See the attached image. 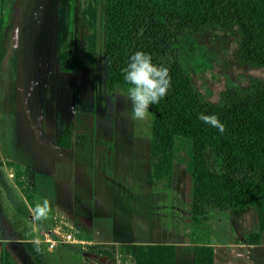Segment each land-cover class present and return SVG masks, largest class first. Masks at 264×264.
I'll return each instance as SVG.
<instances>
[{"label":"crops","instance_id":"1","mask_svg":"<svg viewBox=\"0 0 264 264\" xmlns=\"http://www.w3.org/2000/svg\"><path fill=\"white\" fill-rule=\"evenodd\" d=\"M83 45L82 40L73 50L55 51L51 59L56 67L61 52L78 60ZM88 69L64 72L73 78V89L54 95L65 123L52 139L28 118L23 147H1L7 181L0 185V264H60L64 256L72 264H133L139 243L172 244L174 264H192L193 245L211 246L213 264H264V230L257 244L247 242L257 229L255 209H225V188H192L191 179L186 188L173 166L169 189L133 186L141 170L147 184L150 175L139 163L142 136L134 120L119 118L115 93L128 94L106 92L103 78L102 88H95ZM63 130L69 131V147L57 145ZM79 134L87 135V142L78 141ZM45 199L51 211L36 220L33 209ZM160 228L162 239H152ZM44 236L56 242L54 248Z\"/></svg>","mask_w":264,"mask_h":264},{"label":"trees","instance_id":"2","mask_svg":"<svg viewBox=\"0 0 264 264\" xmlns=\"http://www.w3.org/2000/svg\"><path fill=\"white\" fill-rule=\"evenodd\" d=\"M103 25L106 92L127 93L121 69L136 51L150 54L153 64L169 71L167 95L148 109L151 186L170 188L174 138L191 140L194 125L206 126L198 116L207 110L219 118L225 131L207 124L208 140L197 149L201 172L191 175L192 188H225V209L253 207L257 229L247 235V242L257 244L264 230V80L243 88L228 87L220 92L218 103H208L199 99L180 57L185 62L197 57L202 63L207 60L205 45L197 43L196 36L210 25L225 29L234 25L240 39L239 60L264 68V0H105ZM57 67L66 72L91 69L94 64L61 52ZM69 138V131L63 130L57 145L69 147ZM77 139L87 142V135L79 134ZM96 142L108 146L106 141ZM205 217L206 213L198 220L203 222ZM133 264H174V246L136 244ZM192 264H213L211 246L193 245Z\"/></svg>","mask_w":264,"mask_h":264},{"label":"rangeland","instance_id":"3","mask_svg":"<svg viewBox=\"0 0 264 264\" xmlns=\"http://www.w3.org/2000/svg\"><path fill=\"white\" fill-rule=\"evenodd\" d=\"M104 2L0 0V139L4 140L0 153L2 146L11 150L23 147L28 118L51 139L56 127L65 123L59 119L60 107L54 95L61 90L73 89L70 83L73 78L64 72L59 73L55 60L51 59L53 52L73 50L83 40L78 60L94 64L92 72L88 69L89 75L92 74L94 87L102 88ZM196 41L204 43L207 60L199 63L200 59L193 57L192 61L191 57L185 62L180 57V63L200 100L218 103L220 92L226 88H243L256 80H264V68L243 63L237 57L240 39L236 26L225 29L210 25L196 36ZM115 95L114 99L120 105L119 118L130 122L131 101L128 96ZM109 109L113 111L112 107ZM134 123L135 130L142 136L138 144L139 163L140 166L144 164L147 175H150L149 163H145L149 145L148 119L134 120ZM207 140V123L205 127L194 125L191 140L179 136L174 138L173 169L178 176L182 175L186 188L190 186L187 183L191 175L201 172L197 149L201 142ZM143 172L141 170L138 182H132L135 188H149L151 181L145 182ZM5 173L1 167L0 185L6 184ZM126 184H130L128 180ZM156 186L161 188L159 184ZM157 211L158 219H162L163 206ZM221 228L222 223L219 230ZM158 231V238L152 239H162V229ZM60 264H72V259L64 256Z\"/></svg>","mask_w":264,"mask_h":264},{"label":"clouds","instance_id":"4","mask_svg":"<svg viewBox=\"0 0 264 264\" xmlns=\"http://www.w3.org/2000/svg\"><path fill=\"white\" fill-rule=\"evenodd\" d=\"M142 34V31H141ZM127 88L128 99L131 101V118L145 120L152 116L148 109L150 105L158 104L171 86L169 71L164 66L153 64L150 54L143 51L134 52L128 59L126 67L121 69ZM198 119L215 127L220 133L225 126L216 115L199 114ZM35 219L46 218L51 211L50 202L45 199L37 203L33 209Z\"/></svg>","mask_w":264,"mask_h":264},{"label":"built area","instance_id":"5","mask_svg":"<svg viewBox=\"0 0 264 264\" xmlns=\"http://www.w3.org/2000/svg\"><path fill=\"white\" fill-rule=\"evenodd\" d=\"M69 236L66 235V238H68ZM44 241L47 244L48 248H54L56 242L54 240H51L48 236H44Z\"/></svg>","mask_w":264,"mask_h":264}]
</instances>
